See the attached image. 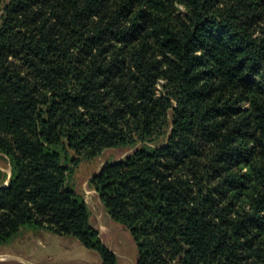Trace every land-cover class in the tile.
<instances>
[{
	"label": "trees",
	"instance_id": "trees-1",
	"mask_svg": "<svg viewBox=\"0 0 264 264\" xmlns=\"http://www.w3.org/2000/svg\"><path fill=\"white\" fill-rule=\"evenodd\" d=\"M137 145L90 185L138 264H264V0H0V246L117 264L69 176Z\"/></svg>",
	"mask_w": 264,
	"mask_h": 264
},
{
	"label": "rangeland",
	"instance_id": "rangeland-1",
	"mask_svg": "<svg viewBox=\"0 0 264 264\" xmlns=\"http://www.w3.org/2000/svg\"><path fill=\"white\" fill-rule=\"evenodd\" d=\"M140 146L111 147L93 158H84L69 176L70 186L79 194L90 200L93 218L91 223L98 228L105 222L111 228L103 231V240L116 254L118 264H134L131 256L138 257V246L129 229L124 224L107 218L106 210L97 198V192L90 185V179L109 162L124 158L133 153ZM11 172V163L7 155L0 152V182H7ZM1 184V183H0ZM22 255L35 262L49 264H102L100 254L85 247L78 238L68 235H58L49 230L24 227L9 242L0 246V264H32L13 257Z\"/></svg>",
	"mask_w": 264,
	"mask_h": 264
},
{
	"label": "crops",
	"instance_id": "crops-1",
	"mask_svg": "<svg viewBox=\"0 0 264 264\" xmlns=\"http://www.w3.org/2000/svg\"><path fill=\"white\" fill-rule=\"evenodd\" d=\"M11 173V172H10ZM9 177H10V174H9ZM93 191H95V192H97V190L96 189H94ZM97 198L99 199V201L101 202V204L104 206V204H103V202H102V200H101V198H100V195H99V193L97 192ZM87 202H88V204H89V206H90V200L88 199V197H87ZM104 208H105V206H104ZM90 209H91V206H90ZM105 210H106V214H107V218H108V220H109V224H111V216H110V214H109V212L107 211V209L105 208ZM93 218V216H92V212H91V219ZM113 219V218H112ZM114 220V219H113ZM116 221V220H115ZM118 222V221H117ZM122 224V223H121ZM108 225V224H107ZM106 224H105V222H103V223H100V226H98V230L100 231V235H101V238L103 237V231H110L111 230V228L109 227V226H107ZM126 227V226H125ZM127 228V227H126ZM43 230H45V229H43ZM131 233V232H130ZM134 238V237H133ZM102 240H103V238H102ZM135 240V239H134ZM103 242H104V240H103ZM105 243V242H104ZM109 247V246H108ZM110 248V247H109ZM111 249V248H110ZM112 250V249H111ZM114 251V250H113ZM117 256H118V254H117ZM13 257H17V258H20V259H22L24 262H27V263H32V264H49V263H45V262H35V261H32V260H29V259H27L26 257H24V256H22V255H19V254H16L15 256H13ZM138 257H139V253H138ZM138 257H137V260L135 261V258L134 257H130L131 258V260L134 262V264H138ZM119 258V257H118ZM119 260V259H118ZM68 264H77V263H68ZM103 264V263H102ZM118 264V263H117Z\"/></svg>",
	"mask_w": 264,
	"mask_h": 264
},
{
	"label": "water",
	"instance_id": "water-1",
	"mask_svg": "<svg viewBox=\"0 0 264 264\" xmlns=\"http://www.w3.org/2000/svg\"><path fill=\"white\" fill-rule=\"evenodd\" d=\"M11 175H12V171H11V173H10V177H9V180L5 183V184H3V185H0V187L1 186H7L8 184H9V182H10V178H11Z\"/></svg>",
	"mask_w": 264,
	"mask_h": 264
}]
</instances>
